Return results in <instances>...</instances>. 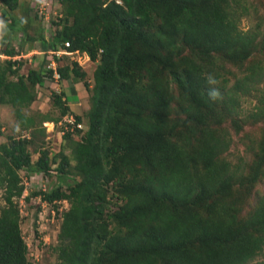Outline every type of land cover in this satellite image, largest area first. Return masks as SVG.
Here are the masks:
<instances>
[{
  "label": "trees",
  "instance_id": "16d2710c",
  "mask_svg": "<svg viewBox=\"0 0 264 264\" xmlns=\"http://www.w3.org/2000/svg\"><path fill=\"white\" fill-rule=\"evenodd\" d=\"M56 1L61 26L47 41L39 34L41 51L69 41V51L97 62L84 141L71 147L80 157L69 168L62 155L56 166L60 176L79 179L66 182V190L34 193L54 207L68 203L54 248L58 264H264V199L240 214L231 198L237 177L220 159L229 139L209 127L220 114L232 119L238 107L235 89L222 100L209 91L222 70L217 58L238 65L250 58L255 40L238 28L233 1ZM0 3L10 12L19 7V0ZM18 25L10 16L1 31ZM180 44L199 63L178 59ZM3 54L18 55L7 46ZM41 66L26 75L19 74L20 61L0 66V105L11 106L24 129L35 123L21 110L36 98ZM57 71L62 80L85 78L76 63ZM170 81L178 97L173 121ZM62 94L52 93L61 117L68 112ZM70 136L66 131L62 138ZM253 161L250 184L264 177V141ZM25 168L47 174L48 153L32 162L25 139L0 144V264H28L14 202L24 192L18 172Z\"/></svg>",
  "mask_w": 264,
  "mask_h": 264
},
{
  "label": "rangeland",
  "instance_id": "374dc122",
  "mask_svg": "<svg viewBox=\"0 0 264 264\" xmlns=\"http://www.w3.org/2000/svg\"><path fill=\"white\" fill-rule=\"evenodd\" d=\"M239 16L238 28L255 36L252 55L246 61L233 65L223 58H217L216 62L222 66L217 81L211 83L209 91L215 93L212 97L222 100L234 89L238 96L236 102L238 107L233 116L235 123L240 130H235L231 118L220 114L209 127L216 132H225L229 139L227 150L220 156L229 169L237 177L234 191L231 198L241 209L240 214L252 210L260 199H264V177L253 183H249L251 165L254 155L258 153L259 146L264 141V0H231ZM241 9H244L241 12ZM6 14V17L3 15ZM63 9L56 0H19V7L14 11H8L0 3V21L10 16L20 24L13 30L1 31L0 26V66L5 60L10 59L3 55L4 49L16 47L19 57L12 58L20 61L22 67L19 74L26 75L28 70H38L40 64L43 67L53 59L58 61L59 66L71 65V59L66 56L57 58L49 54L39 55L34 53L38 48L39 34L41 30L46 32V37H54L60 28ZM182 49L178 59H198L193 52L185 45H179ZM31 53V54H29ZM28 56H21L26 55ZM81 64V71L85 73L84 80L71 77L68 80L58 82L47 75L42 86H35L36 98L33 103L23 108L24 115L34 118V126L29 129L22 128L14 117L13 108L9 105H0V144L10 143V139H25V145L30 153L31 161L35 162L39 153L46 151L50 158V170L47 174L35 173L30 169L20 170L18 173L24 186V192L14 202L19 212L21 235L27 245L28 264H58L54 250L59 243V231L61 224V213L68 209L66 201H60L56 207L41 201L39 196H34L38 191H49L53 188L66 190V182L71 184L70 179H79V176L71 173V178L62 177L56 172V166L61 156L68 159L69 168H73L80 157L74 153L73 141H84V134L87 130V113L89 109V98L93 85L92 72L96 62L86 61L84 57L74 56ZM178 59H176L178 61ZM253 75V76H251ZM62 94L64 104L68 103V112L60 116V111L53 104L52 93ZM170 90L174 96L168 115V119L178 111V97L176 95L175 83L170 81ZM76 95V96H75ZM79 98V105L77 104ZM214 109H219L218 102L214 98ZM75 116L80 118L79 127L72 126L63 121L65 117ZM47 117L46 122L41 120ZM221 118V119H220ZM53 121H52V120ZM54 119H58L55 122ZM76 125V123H75ZM41 129L44 131L41 132ZM71 134L69 138H62L63 132ZM177 131H180L178 129ZM179 139V138H177ZM72 147V148H71ZM72 171V170H71ZM241 185L239 186V180ZM3 188L0 187V211L5 206Z\"/></svg>",
  "mask_w": 264,
  "mask_h": 264
},
{
  "label": "clouds",
  "instance_id": "9594fccd",
  "mask_svg": "<svg viewBox=\"0 0 264 264\" xmlns=\"http://www.w3.org/2000/svg\"><path fill=\"white\" fill-rule=\"evenodd\" d=\"M117 3H120L119 1H117ZM0 26H3V21H0ZM49 40V39H48ZM67 42H69V41H67ZM69 45H70V42H69ZM63 47H64V42L63 43H61V44H58V45H56V51H51V50H48V51H46V52H44V51H42L43 52V54H41V55H45V54H49V55H51V56H56L57 58H61L62 56H66V57H69L70 59H71V62L72 63H76L77 64V66L79 67H81V64L74 58V56H76V55H74V56H71L69 53H73V52H75V51H78L79 52V54H80V57H84V59L86 60V61H91L90 60V58H89V56L85 53V52H81V51H79V50H74V51H69L68 49H69V47L68 48H66L65 50L63 49ZM35 50V49H34ZM65 52V53H64ZM34 53H36V54H39V53H37V52H34ZM59 53V54H58ZM4 55V54H3ZM40 55V54H39ZM5 56V55H4ZM22 56V55H21ZM7 57V56H6ZM14 57H19L18 55H16V56H14ZM14 57H12V58H14ZM23 57V56H22ZM8 58H10V57H8ZM12 58H10V59H7V60H10V61H17V60H13ZM51 63H53V67L52 66H50V67H48V65H50ZM97 63V62H96ZM48 65H44L43 66V68H44V71H45V73L43 74V77H42V79H43V81H44V79H47L48 77H47V75L48 76H50V78H53L52 76H53V73L54 72H56L57 73V75H58V79L56 80L57 82H58V84L60 83V82H62L63 80L62 79H60V76H59V73H58V71H57V69L59 68V67H61V66H59V63H58V61L57 62H55L53 59H51V62H49V63H47ZM96 67V66H95ZM47 71V72H46ZM48 71H51V74H49L48 73ZM46 73H48V74H46ZM54 79V78H53ZM42 81V82H43ZM37 86H40V85H37ZM41 86H42V83H41ZM93 86V85H92ZM92 88V87H91ZM63 92H65V88H64V91H60V93H63ZM64 94V93H63ZM66 98H67V96H66ZM68 106H69V104H68ZM65 118H67L68 119V117H65ZM65 118H63V121H64V119ZM70 118V117H69ZM72 118V117H71ZM73 120H74V123L72 124V126H77V125H79V122H77L76 121V119H74V118H72ZM65 122V121H64ZM67 123V122H66ZM75 123H76V125H75ZM68 124V123H67ZM69 125H71V124H69ZM67 131V129H65V131L64 132H66ZM63 132V133H64Z\"/></svg>",
  "mask_w": 264,
  "mask_h": 264
},
{
  "label": "built area",
  "instance_id": "2783aa9c",
  "mask_svg": "<svg viewBox=\"0 0 264 264\" xmlns=\"http://www.w3.org/2000/svg\"><path fill=\"white\" fill-rule=\"evenodd\" d=\"M70 45H69V42H64V47H63V49L65 50L66 48H68ZM65 53V52H64ZM59 54V53H58ZM71 56H74V55H76V56H78V57H80V54H79V52L78 51H75V52H73V53H69ZM50 66H52L53 67V63H51L50 65H48V67H50ZM55 80H57L58 79V75H57V73L56 72H54L53 73V76H52ZM64 121L65 122H67L68 124H73L74 123V120L70 117V118H65L64 119ZM77 127H79V125H77Z\"/></svg>",
  "mask_w": 264,
  "mask_h": 264
},
{
  "label": "crops",
  "instance_id": "0c3cea01",
  "mask_svg": "<svg viewBox=\"0 0 264 264\" xmlns=\"http://www.w3.org/2000/svg\"><path fill=\"white\" fill-rule=\"evenodd\" d=\"M40 34H42V36H43V39L44 40H48V38L46 37V32L44 31V30H41V33ZM39 44V47L38 48H34L35 50H34V52H37V53H39L40 55L41 54H43V52L41 51L42 49H41V44L40 43H38ZM14 49H15V51H16V47H14ZM29 54H31V53H29ZM29 54H26V55H22V56H28ZM65 94H66V96L68 95L67 93H66V91H65ZM76 96V95H75ZM77 99H78V101H77V104H76V106H78L79 105V98L77 97ZM69 104V103H68ZM69 107H71V105L69 104ZM72 108V107H71Z\"/></svg>",
  "mask_w": 264,
  "mask_h": 264
}]
</instances>
